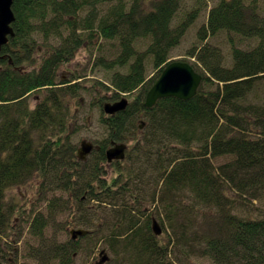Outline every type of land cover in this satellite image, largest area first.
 Here are the masks:
<instances>
[{"label":"trees","instance_id":"16d2710c","mask_svg":"<svg viewBox=\"0 0 264 264\" xmlns=\"http://www.w3.org/2000/svg\"><path fill=\"white\" fill-rule=\"evenodd\" d=\"M183 2L15 0V36L2 48L5 58L0 59L4 260L8 252L2 247L13 249L22 237L11 244L5 240L15 228V216L22 217L20 204L7 200L8 191L39 179L45 187L74 197L76 223L89 231L83 239L93 244V251L97 239L109 244L113 257L105 264H184L192 256L214 264H264V213H240L241 205L264 204V104L250 101L264 79V13L256 2L221 0L198 31L199 44L188 52L189 61H184L203 76L196 96L188 101L165 98L146 108L147 92L172 62V50L206 4L196 3L175 25ZM221 32L257 44L242 49L230 37L229 64L220 47L209 42ZM146 39L150 44L141 52L137 44ZM102 40L116 42L117 52L110 54V60L105 54L96 59L95 64L111 74L110 83H97L98 88L112 91L113 101L124 95L134 98L125 111L104 119L108 139L99 143L91 164L79 160L77 147L66 136L72 118L67 97L77 93L81 83H71L79 76L63 81L58 70L70 64L82 47H100ZM149 56L158 70L153 78L147 75ZM27 66L31 69L24 70ZM34 94L39 101L32 108ZM142 121L145 126L140 130ZM113 141L132 142L127 174L122 162L114 165L118 176L131 185L119 188L118 182L104 181L100 165L106 163L105 153ZM219 158L228 160L216 166ZM148 174L152 188L147 187ZM61 199L50 202L48 215L30 218L31 236L38 240L29 253L34 264H73L79 253L80 238L61 242L58 234L47 236L49 220L67 210ZM149 202L172 232L167 244L152 231L145 213L151 209ZM102 232L106 235L99 237Z\"/></svg>","mask_w":264,"mask_h":264},{"label":"rangeland","instance_id":"374dc122","mask_svg":"<svg viewBox=\"0 0 264 264\" xmlns=\"http://www.w3.org/2000/svg\"><path fill=\"white\" fill-rule=\"evenodd\" d=\"M183 6L177 19L175 20V25L180 21V19L189 12L192 8L196 6V3L203 2L206 3L200 13L199 18L196 22L189 28L185 37L183 38L181 44L178 47H175L171 52L170 61H189L188 52L193 49L194 46L199 44L198 41V31L200 28L207 24L210 10L216 6L221 0H183ZM256 2V3H255ZM247 4H256L258 9L264 13V0H246ZM37 36L39 40L38 43L42 44L41 41L42 35L38 33ZM230 37L234 38V41L237 43L238 47L242 49H249L256 46V40L250 39H242L236 35H228L226 32L219 33L216 37L209 39V42L214 46H219L223 54L228 60V63H231L232 60V44L230 43ZM98 43V42H97ZM96 43V44H97ZM99 43H103L102 46H93L91 48L82 47L73 61L68 65H63L62 68L58 70V75L61 77L60 79L66 81L72 78L73 75L79 76V78L72 82L71 84L81 83L77 87V93L75 95H68L67 101L70 105V113L71 120L68 125V133L67 137L69 142L72 143L73 146L80 147V144L83 140L87 139L91 142L99 145L105 139H108V130L105 126L104 119L106 115L103 112V105L106 102H114L112 99V91H107L103 87L102 89L98 88V84L103 83L104 85H108L110 83L111 74L107 73L101 67H98L95 64L96 59L100 54L107 55L108 59L112 58L117 49L115 46L116 42L114 41H100ZM150 44V40H141L137 44V48L139 51L144 52ZM110 54L112 57H110ZM113 54V55H112ZM37 59H39V55H36ZM194 61V59H192ZM147 75L149 78L156 77L158 74V70L154 69L153 59L151 56L146 61ZM29 70L31 68H24V70ZM119 70V69H117ZM120 72L126 73L128 69L119 70ZM98 83V84H97ZM129 101L134 98V94L132 96L127 97ZM31 105L32 108L38 103V95L34 94L31 96ZM121 99V98H120ZM117 99V100H120ZM133 101V100H132ZM250 101L256 104H264V79L261 80L250 97ZM130 147L132 142L127 143ZM110 146V145H109ZM129 156L126 157L124 161H122L121 166L126 169V165L128 163L126 160ZM95 158V154H91L88 156L87 163L90 162L93 164V160ZM227 158H219L214 161L215 165L222 164L226 162ZM89 163V164H90ZM139 164V163H137ZM136 164V165H137ZM115 163L109 164L102 163L100 168L104 173V181L108 185L115 184L119 188L121 186H125L127 184L131 185V181H127L125 177L118 176L117 168L114 167ZM135 167H139L136 166ZM140 165V164H139ZM123 169V170H125ZM136 170L133 172L135 173ZM125 174H127V169L125 170ZM135 178V175H133ZM120 181H117L119 179ZM151 178L150 174L146 177L147 187L151 186L149 183V179ZM120 184V185H119ZM149 187V189H151ZM133 195H135V190L132 189ZM55 197H62L61 203L62 206H65V202H67V210H60L54 219H50V226L47 229V236L50 238L56 237L59 235L58 240L61 242H67L71 239L70 231L72 229H82L76 223L77 216V203L74 200V197L67 195H61L60 192L54 191L53 188L45 187L42 184V180L35 179L30 183V185H23L21 187H14L8 191L7 200L9 202H14L16 204H20L19 210L22 212V217L16 215L15 216V228L10 233V237L5 238L6 242L14 243L15 240L18 239V236H22L18 243L14 244L13 249H9L6 246H3V250L8 252L4 255V258L0 254V259L4 264H34L35 261L30 259V250L31 246H38V240L31 236V226L29 221H31V217H35L37 214L43 213V215H48L51 209L49 208L50 202ZM185 199V198H184ZM128 205L135 206L134 201L131 199L127 200ZM149 206L151 209L145 211L147 215H149L152 219H157L162 227V233L159 235V239L167 244L169 241L168 235L172 232L168 227V224L163 222L162 219L159 218V215L156 213V209L152 202H149ZM22 209V210H21ZM23 210L26 214L23 213ZM240 213L246 215L256 216L258 214L264 213V204L262 203H254V205L248 204L247 206L241 205ZM143 223H147V218H142ZM64 228L65 230H60ZM106 235V232L99 233V237H103ZM84 238V237H83ZM80 238V250L79 253L74 256L73 264H100L101 256L100 252L105 250L106 253L112 259L113 255L109 249V244H106L105 239H97V247L93 251L94 248L92 243L88 244V239ZM10 240V241H9ZM78 241V240H77ZM179 260V256L177 254L176 257ZM174 261L175 258H174ZM180 262V261H179ZM182 264V262L180 263ZM184 264H214L210 259L200 257V256H192V258L185 262Z\"/></svg>","mask_w":264,"mask_h":264},{"label":"water","instance_id":"95a60500","mask_svg":"<svg viewBox=\"0 0 264 264\" xmlns=\"http://www.w3.org/2000/svg\"><path fill=\"white\" fill-rule=\"evenodd\" d=\"M15 0H0V57L2 48L8 44L9 39L15 36L13 23L16 21V16L13 11ZM203 81V76L198 73L191 64L182 61H173L168 64L163 70L157 82L148 91L145 100L146 108H153L159 100L175 97L180 100H191L198 92V89ZM129 105L127 98H122L114 103H105L103 111L105 114L114 116L119 112L125 111ZM144 124L140 126L143 128ZM94 149V145L89 142H83L79 149V157L86 159ZM127 144L113 143V147L106 151L107 160L111 163L114 160H124L126 156ZM153 232L155 235H161L162 228L156 219H153ZM88 231L83 229L72 230L71 235L73 240L79 237H84ZM102 260L100 264H104L109 260L105 251L101 253ZM0 264H3L0 261Z\"/></svg>","mask_w":264,"mask_h":264},{"label":"flooded vegetation","instance_id":"af4514ba","mask_svg":"<svg viewBox=\"0 0 264 264\" xmlns=\"http://www.w3.org/2000/svg\"><path fill=\"white\" fill-rule=\"evenodd\" d=\"M1 56L3 57V55H2V53H1ZM2 59V58H1ZM83 142H87V140H83L82 141V143H81V146L77 149V152H78V150L82 147V144H83ZM94 143V142H93ZM113 142H111V144H112ZM95 145H96V143H94Z\"/></svg>","mask_w":264,"mask_h":264}]
</instances>
